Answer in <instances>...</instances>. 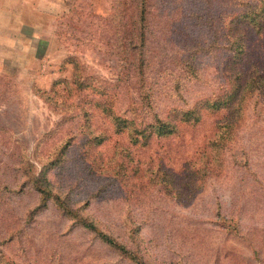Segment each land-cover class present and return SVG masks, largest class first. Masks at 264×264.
<instances>
[{"label":"rangeland","instance_id":"1","mask_svg":"<svg viewBox=\"0 0 264 264\" xmlns=\"http://www.w3.org/2000/svg\"><path fill=\"white\" fill-rule=\"evenodd\" d=\"M253 1L146 0L139 20L135 0H0V264H131L53 196L143 264H264V92L200 108L146 145L93 106L146 121L221 98L222 22ZM239 26L241 78H264V29ZM222 123L231 134L212 169ZM41 170L45 206L30 182Z\"/></svg>","mask_w":264,"mask_h":264},{"label":"trees","instance_id":"2","mask_svg":"<svg viewBox=\"0 0 264 264\" xmlns=\"http://www.w3.org/2000/svg\"><path fill=\"white\" fill-rule=\"evenodd\" d=\"M135 9L137 19L139 18V20H143L146 14V0H135ZM227 15V19L225 15L223 19L224 21L222 22L225 42L228 49V55L223 64V72L225 78L228 79L226 83V91L223 96L221 98L218 96L207 98V100L203 101L204 104H201V101H198L195 106L191 108L177 111V120L170 117L160 118L156 113H153L149 119L145 121L133 116L127 117L123 114H117L111 107H106L102 104L93 102V106L99 109V111L109 120L113 133H123L129 143L133 145H146L152 138H164L172 135L176 131L178 122L196 124L201 117L199 114L200 108L209 111L226 110L232 108L233 105L240 104L254 89H260V92H264V78L256 76L252 77L249 82H243L236 66L243 52L244 45L243 38L238 32L239 25L250 24L257 31L263 30L264 0H254L253 4L248 5L246 10H239L238 12H233ZM140 36L142 37V33H140ZM83 115L85 116V120L86 112H84ZM224 124L225 123L217 125L213 137L207 142V147L211 152L212 169H216L217 156L221 146L231 134V130L225 129ZM226 125H230V123ZM84 133L87 136V143L91 144L92 147L101 144L104 140V136L101 134H94L87 124H84ZM208 170L210 171L211 168H208ZM45 175L46 172L41 170L37 176L30 179L33 187L38 192L39 206H45L46 202L51 198L47 190L49 182L46 180ZM164 180L167 182V179H163V181ZM189 186H193V184H189ZM51 199L54 201L55 206L64 215L72 219L77 226L92 232L101 242L112 248L125 260L131 264H143L140 257H138L133 251L124 247L110 234L101 230L91 220L83 217L81 214L77 213V211L72 210L63 199L58 196H53Z\"/></svg>","mask_w":264,"mask_h":264}]
</instances>
